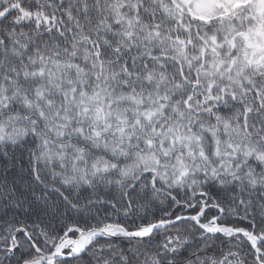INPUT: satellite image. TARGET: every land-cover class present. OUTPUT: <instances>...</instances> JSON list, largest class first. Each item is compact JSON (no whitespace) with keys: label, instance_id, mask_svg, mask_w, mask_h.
Here are the masks:
<instances>
[{"label":"snow or ice","instance_id":"obj_1","mask_svg":"<svg viewBox=\"0 0 264 264\" xmlns=\"http://www.w3.org/2000/svg\"><path fill=\"white\" fill-rule=\"evenodd\" d=\"M0 264H264V0H0Z\"/></svg>","mask_w":264,"mask_h":264}]
</instances>
